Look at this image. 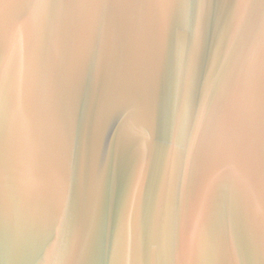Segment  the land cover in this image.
<instances>
[{
	"label": "water",
	"instance_id": "1",
	"mask_svg": "<svg viewBox=\"0 0 264 264\" xmlns=\"http://www.w3.org/2000/svg\"><path fill=\"white\" fill-rule=\"evenodd\" d=\"M264 0H0V264H264Z\"/></svg>",
	"mask_w": 264,
	"mask_h": 264
},
{
	"label": "snow or ice",
	"instance_id": "2",
	"mask_svg": "<svg viewBox=\"0 0 264 264\" xmlns=\"http://www.w3.org/2000/svg\"><path fill=\"white\" fill-rule=\"evenodd\" d=\"M38 3L42 4H51L52 0H36ZM161 2H168V0H161ZM261 122H262V130H264V104L261 107Z\"/></svg>",
	"mask_w": 264,
	"mask_h": 264
}]
</instances>
